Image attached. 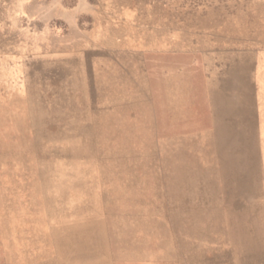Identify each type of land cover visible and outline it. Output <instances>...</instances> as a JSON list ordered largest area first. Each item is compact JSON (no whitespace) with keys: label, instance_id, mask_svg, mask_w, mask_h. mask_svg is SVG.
Masks as SVG:
<instances>
[{"label":"rangeland","instance_id":"obj_1","mask_svg":"<svg viewBox=\"0 0 264 264\" xmlns=\"http://www.w3.org/2000/svg\"><path fill=\"white\" fill-rule=\"evenodd\" d=\"M264 0H0V264H264Z\"/></svg>","mask_w":264,"mask_h":264},{"label":"crops","instance_id":"obj_2","mask_svg":"<svg viewBox=\"0 0 264 264\" xmlns=\"http://www.w3.org/2000/svg\"><path fill=\"white\" fill-rule=\"evenodd\" d=\"M264 81V79H263ZM261 99L259 103L261 106L258 108L257 113V129H258V143L260 150L262 151V165H263V177H264V85L260 91Z\"/></svg>","mask_w":264,"mask_h":264}]
</instances>
